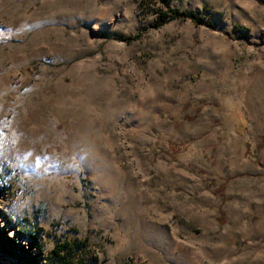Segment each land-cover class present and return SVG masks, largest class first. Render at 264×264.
Returning a JSON list of instances; mask_svg holds the SVG:
<instances>
[{
	"label": "rangeland",
	"instance_id": "374dc122",
	"mask_svg": "<svg viewBox=\"0 0 264 264\" xmlns=\"http://www.w3.org/2000/svg\"><path fill=\"white\" fill-rule=\"evenodd\" d=\"M3 233L0 264H264V0H0Z\"/></svg>",
	"mask_w": 264,
	"mask_h": 264
},
{
	"label": "trees",
	"instance_id": "16d2710c",
	"mask_svg": "<svg viewBox=\"0 0 264 264\" xmlns=\"http://www.w3.org/2000/svg\"><path fill=\"white\" fill-rule=\"evenodd\" d=\"M19 246L20 244L16 243L6 233L0 234V252L2 254L15 259L17 257L16 252ZM26 253H28L29 257L25 260L19 259L18 264H34L30 251H26Z\"/></svg>",
	"mask_w": 264,
	"mask_h": 264
}]
</instances>
